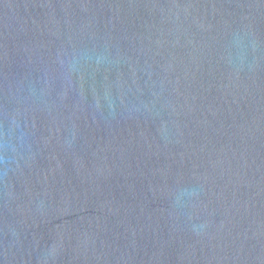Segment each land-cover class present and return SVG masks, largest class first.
Segmentation results:
<instances>
[{
  "label": "water",
  "instance_id": "water-1",
  "mask_svg": "<svg viewBox=\"0 0 264 264\" xmlns=\"http://www.w3.org/2000/svg\"><path fill=\"white\" fill-rule=\"evenodd\" d=\"M0 264H264V0H0Z\"/></svg>",
  "mask_w": 264,
  "mask_h": 264
},
{
  "label": "clouds",
  "instance_id": "clouds-1",
  "mask_svg": "<svg viewBox=\"0 0 264 264\" xmlns=\"http://www.w3.org/2000/svg\"><path fill=\"white\" fill-rule=\"evenodd\" d=\"M0 159H2V158H0Z\"/></svg>",
  "mask_w": 264,
  "mask_h": 264
}]
</instances>
